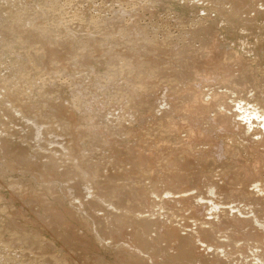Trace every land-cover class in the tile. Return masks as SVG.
Returning <instances> with one entry per match:
<instances>
[{
    "label": "bare ground",
    "instance_id": "1",
    "mask_svg": "<svg viewBox=\"0 0 264 264\" xmlns=\"http://www.w3.org/2000/svg\"><path fill=\"white\" fill-rule=\"evenodd\" d=\"M99 1L38 0L41 3L39 7L50 4L48 12L62 10V7L64 10L67 9L66 5L74 4L75 10L71 15L69 13L68 23L82 12L81 17L85 20L77 28L83 27V30L88 21L95 22L94 14L99 8ZM112 1L106 0L107 3L111 2L108 4L111 5L109 8L104 1L103 6L108 8V12L104 10V13L96 16L99 26L90 24L91 29L94 26L93 31L96 32L93 38L87 36L91 34H83V39L74 33L75 37L83 39L82 42L69 40L71 48H67L68 51L64 55H67L65 58L69 65L64 61L59 64L62 60L58 61L57 49L47 50L49 45L46 41L50 38L43 35L38 37L39 30L29 29L31 25H25L29 30L24 29V33L21 32L20 37L24 41L27 39L32 46H38L40 43L44 47L45 58L42 63V59L40 60L35 73L42 67L39 77L47 80L48 85L56 87L58 84V87H53L57 90L54 96L43 91L45 95L40 94V100L36 104L32 101L27 103V90L30 87L27 88V83H23V77L22 82H17L21 84L20 88L15 85V91H7V95H13L8 96V99L11 98L12 109L7 108L4 102L0 103V107L5 109L7 117L13 121L17 120L16 114L21 113L22 115H19L27 120L21 125L22 128L31 130L28 140H39L43 144L45 142L42 146L47 151L36 152L33 151V146H24L21 142L14 141L17 137L8 140L7 137L0 136V156L5 154L13 164L6 165L2 162L6 167L16 168L23 165L27 166L26 169L31 167L30 171L36 170L37 180L41 181L40 189L31 191L38 192L39 200H36L43 201L47 194L59 192L53 187L55 183L57 186L61 185V192L57 202L52 203L55 208L43 205L44 209L51 208V219L47 221V227L52 233L46 232V237L34 227L29 229L32 220L20 221L18 217L22 213L19 215L16 210H9L10 204L8 208H4L8 210L6 213L10 218L1 229L6 231H0V253L3 254L5 246H11V250H20V258L4 253L0 262L72 264L74 262L70 261L74 256L81 259L76 249L80 252L89 246L96 247L98 251L101 246L99 248L95 245L101 243L105 250L117 248L115 251L118 260L126 264H146L141 259V254L147 253L148 259L154 264L158 263L159 254L166 258L165 261L162 259L164 264H264V66L258 62L264 59V56L257 54L254 49L256 45L258 48H264V37H258L256 45L240 38L236 41L239 43L237 50L231 49L234 46H231L229 51L223 49V39L221 40L219 35L220 26H226L227 30L236 29V32L239 29L232 20L225 23L227 21L224 20L223 11L218 10L223 6H215L223 0H174L195 8L200 3H214V6L211 5L214 7L213 12L205 10L207 18L199 20L201 23L191 24V27H180L177 37L168 30L171 24L167 19L160 23L163 25L156 22L153 27L154 22H151L152 28H148V22L145 23L147 27L141 26V17L148 11L147 3L150 10L152 5L155 7L157 4L165 7L169 5L165 9L167 10L171 8V2L127 0L129 4L126 2L122 5L123 0H120V5L118 3L116 8L117 0L113 1L114 3ZM229 1L228 5H234L230 11L235 19L242 13L249 15L252 11L256 12L255 6L259 4L258 0H243L242 3L239 0ZM40 10L43 11L39 8ZM45 11L47 12V8ZM224 13L228 14L225 11ZM108 14L112 19L107 18ZM150 14L154 16V13ZM214 14H217L219 21L215 18L217 22L209 24L208 20H211ZM259 14L264 16V11L261 9ZM67 15L68 13L65 14ZM178 15L175 13L171 16ZM48 16L41 14V20L38 21L42 22L48 19ZM173 17L170 20H173ZM185 18L179 17L182 23ZM253 18L246 21L247 28L239 30L251 31L249 26H252ZM28 21L33 22V19L29 18ZM76 22L79 23L78 20ZM107 23L110 28L103 32V38L97 31L107 30ZM157 30L162 36L158 35ZM88 32L90 33L89 30ZM93 39L98 40L92 41ZM123 39L124 42L126 40L125 49L115 48L120 46L119 42ZM107 42L113 45L110 50L105 44ZM92 44L94 50L89 49ZM47 57L52 63L57 62L54 68H51L53 64ZM48 62L52 64L50 67ZM74 70L79 71V75L82 70L86 73L78 77L82 80L81 85L67 84ZM61 74L67 78L63 80V88L65 84L66 89H60ZM51 80L56 84L53 85ZM8 88L6 81L1 82L0 89L5 91ZM63 91L70 92L64 96ZM54 97L59 98L53 100ZM111 131L117 132V135L109 136ZM28 133L26 132L27 135ZM24 142L27 143L25 139ZM28 154L47 160L36 164V157L34 165L29 164L31 156ZM96 157L99 159L95 162ZM111 160L113 166L109 165ZM123 164H129L130 168L126 165L123 170L114 171L116 165ZM23 169L20 172H23ZM4 171L7 173L9 170ZM51 179L56 182L49 184ZM66 200L69 201L67 204L70 207L65 205ZM106 201L110 203L111 211L103 209V215L96 217L94 208ZM30 205H33L32 202ZM83 210L90 213L94 219L91 216L85 219ZM66 213L76 223L81 224L83 229H88L91 238L83 237L78 228L66 223ZM36 214L41 217L42 212L38 210ZM53 214L56 219H53ZM118 216L124 224L130 223V226L124 229L127 241L121 240L122 235L116 230ZM93 221L95 225L98 221L100 223L94 226ZM91 226L97 229L96 234L89 229ZM18 228L21 230L17 231ZM64 230L67 233H64ZM115 232L119 234L121 241L115 239ZM96 235L99 237L97 240ZM63 242L77 253L72 250L68 253ZM59 245L64 248L65 254L61 252ZM130 247L136 248L141 258L130 260V257L125 256ZM53 250L56 252L51 253ZM31 254L38 255V259L33 258L35 256ZM91 255L92 258L81 261L80 264H107L106 257L101 260L94 253ZM41 256L44 258L42 261Z\"/></svg>",
    "mask_w": 264,
    "mask_h": 264
},
{
    "label": "rangeland",
    "instance_id": "2",
    "mask_svg": "<svg viewBox=\"0 0 264 264\" xmlns=\"http://www.w3.org/2000/svg\"><path fill=\"white\" fill-rule=\"evenodd\" d=\"M63 1V0H62ZM70 1V0H69ZM80 2L82 1V0H79ZM94 1V0H93ZM99 0H97V2H98ZM105 1V4L107 3L106 2V0H104ZM104 1H103V3H102V0H100L99 1V8H97L95 11H96V13L94 14L95 15V22H90L89 23V21L87 22V26H85L84 24V30H83V27H81L80 29H78L77 27H79L80 26V24L85 20L84 18H82L81 17V15H82V12L81 13H78V15H77V18L76 19H74V18H72L71 20H69V23H68V17L71 15V13H74L73 12V10H75V7L73 6V5H66L67 7V9H65L64 8V10L66 11V13H68V15L67 16H65V11L63 10V7H62V10L61 9H58V10H60V11H58L57 9H55V10H53V11H51V12H48V11H50V9H48V5H50V4H48V5H44V6H42V7H39L40 5L39 4H41V3H39V2H41V1H39L38 2V0H0V84H1V82H3V81H6L7 82V85L9 84V90L7 89V90H2V89H0V103H3L4 102V104H5V106L7 107V108H11L12 107V104L10 103V100H11V98L10 99H8L9 97V95H11V94H9V95H7L8 93H7V91L8 92H10L11 93V91L12 90H14L15 91V87L16 88H20L19 86H21V84H19V83H17V82H20L21 81V79H22V77H23V79H22V81H23V83L25 84V83H27V85H28V87L27 88H29L30 87V89L29 90H27V88L26 87H24L28 92H27V96L26 97H28L29 98V100H28V98H26V101H27V103L29 102V103H31V101H32V103L33 104H36L37 102H38V100H40L39 98V96H40V94H43V95H45L44 94V92H48L50 95H52V96H54L55 95V93L57 92V87H58V84H56V83H54V81L53 80H51L54 84L53 85H57L56 87L55 86H53V87H55L54 89H53V87H52V84H50L51 85V88H50V85H48L47 83V80H45V79H43V77L41 78V77H39V73L41 72V70H42V67H41V69L38 71V72H36L35 73V70H36V68L39 66V63H40V60L42 59V61H41V63L43 62V60H44V58H45V52H43V46H42V44H38V46H32L30 43H29V40H23V39H21V37H20V35H22V33H24V31L27 29V30H29L30 28H34V29H37V31H38V37L40 36V35H43V37H47V38H50V40H47L46 42L48 43V47H46L47 48V50H49V51H51L50 49L51 48H53V49H57V51H56V53H57V58L59 59L58 61H61L62 60V62H60L59 64H63V61H64V63L65 64H67V65H69V62H68V60L64 57V55H65V53L68 51V50H66L67 48H69L70 46H69V40L70 39H76V42H77V40H78V43L81 41L82 42V40L84 39V35L86 34H91V35H87V36H91L92 38L94 37V35H96V32L95 31H93V29H94V26H93V28L91 29V27H90V24H93V23H95L96 25H98L99 26V21H98V19H97V15H99V14H102V13H104V10H105V12L107 13L108 12V6H111V5H108V4H111V2L109 3H107L106 4V6L108 7H104L105 6V4H104ZM108 1V0H107ZM109 1H111V0H109ZM113 1H116V0H113ZM112 1V3H114ZM119 1V2H118ZM122 1V0H121ZM129 1V0H128ZM128 1L126 0L125 2H124V0H123V4H122V2H121V4L122 5H125L126 4V2L128 3ZM131 1H134V0H131ZM130 1V2H131ZM166 1V3L168 2V3H172V5H171V8H170V10H165L169 5H167L166 7L164 6V5H161V4H157V6L155 5V7L152 5V7H151V10L149 9L150 8V6L148 5V3H147V5H146V7H147V9H148V11H146L145 12V15L143 16V17H141V22H142V27H147L148 25V28H152L153 27V25L154 24H156V22L158 23V25H163V23L162 24H160L162 21H164L165 19H167V22L169 23L170 22V26H169V28H168V30H170V33L172 32V34L174 35V37H177V35L179 34V30H180V27H181V29H182V26H184V25H186V26H188V25H190V27L194 24V23H201V21H199V20H202L203 18H207L206 16H208L206 13H205V10H209V11H214V7H212V6H214V3H213V5L212 4H210L209 5V3H207V4H203V3H200V5H198V7H194V6H190V5H187L186 3H184V2H182V1H180V2H175L174 0H165ZM241 3L243 2V0L241 1V0H239ZM245 1H247V0H245ZM251 1H254V0H251ZM256 1V0H255ZM261 1V2H260ZM37 2H38V5H36L37 4ZM51 2V1H50ZM49 2V3H50ZM88 2V1H87ZM87 2H85V4L87 3ZM95 2H96V0H95ZM117 3H115V5L117 6V4L119 3V5H120V0H117L116 1ZM224 2H226V4L224 3ZM227 2H229L230 3V1L228 0H223V1H221L220 2V4L218 5H215L216 7H219V6H223V7H219L218 8V10H220L221 12L223 11V14L222 15H224L225 16V21H227V22H225V23H228V22H230L231 20L234 22V24L236 23V27L238 28L239 27V29L240 28H243V27H246L247 28V25H246V21L249 19V18H253V22H252V26L250 27L249 26V29L251 30V31H241V30H239L238 29V31L236 32V29L235 30H227V28H225V27H222V26H220V32H219V35H221L220 36V38H221V40L223 39V41H222V48L223 49H226L227 51H229V48H231V46H234V47H232L231 49H238V45H239V43H237L238 41H239V39L241 38V39H245L246 41H249V42H252V44H254V45H256V44H258V37H264V16H262V15H260L259 13H260V11H261V9H262V11H264V0L262 1V0H258L257 2H259V4L257 5V6H255V4H253V6H255V7H257L255 10H256V12H250L249 13V15L247 14H244V13H242V15L240 14V15H237L238 17H236L237 19H235V16L233 17L232 16V14H231V11L230 10H232L231 8L234 6V5H228L227 4ZM256 2V3H257ZM33 3H35V4H33ZM61 4L62 3H64V2H60ZM125 3V4H124ZM222 3V4H221ZM96 4V3H95ZM93 5L94 7L96 6V5ZM103 4H104V6H103ZM129 4V3H128ZM128 4H127V6H128ZM235 5H236V3H234ZM88 5V4H87ZM87 5H86V7H87ZM101 5V6H100ZM114 4H112V6H113ZM114 5V7H116ZM118 5V6H119ZM144 5V6H145ZM212 5V6H211ZM69 6V7H68ZM74 8H73V7ZM79 6V5H78ZM85 6V5H84ZM97 6V7H98ZM118 6L116 7V8H118ZM143 6V7H144ZM149 6V7H148ZM45 9H44V8ZM71 7H72V9H71ZM85 7V8H86ZM103 9V7H104V9L102 10L101 8ZM155 9H154V8ZM163 7V8H162ZM211 7H212V9H211ZM215 7V8H216ZM39 8L40 9H42L43 11H39ZM46 8H47V12L45 11L46 10ZM79 8H81V6H79ZM153 8V9H152ZM160 10H159V9ZM69 9V10H68ZM100 9V10H99ZM157 9V10H156ZM173 9V10H172ZM225 9H227V11L225 10ZM52 10V9H51ZM171 10H172V13H170L171 12ZM45 11V12H44ZM54 11H57L56 13H54ZM72 11V12H71ZM149 11H153V12H149ZM155 11H157V12H155ZM215 11H217V10H215ZM224 11L225 12H228V14L227 13H224ZM38 12H40V14H38ZM43 12V13H42ZM60 12V13H59ZM174 12V13H173ZM45 13V15H49L48 16V19H44V20H42V22L40 21L41 19L39 18V15H43ZM48 13V14H47ZM69 13H70V15H69ZM106 13H105V15H106ZM150 13H154L153 15V17H152V15L150 14ZM175 13H178L179 15L176 17V16H171V15H174ZM256 13V14H255ZM51 14V15H50ZM52 14L53 15H55L54 17L52 16ZM61 15V16H59V15ZM151 15V17L152 18H154V19H152L151 17H150V15ZM163 14V15H162ZM167 14V15H166ZM180 14H181V16H180ZM255 14V15H254ZM58 17H57V16ZM63 15V16H62ZM104 15V14H103ZM104 15V16H105ZM147 15V16H146ZM149 15V16H148ZM200 15H202V16H200ZM216 15L217 14H214V16L211 18V20H208L209 21V24H212L213 23V21L215 22H217V20L219 19H217V17H216ZM231 15V16H230ZM246 15V16H245ZM65 16V17H64ZM107 16V15H106ZM162 16V17H161ZM169 16V17H168ZM182 16H184V17H186L184 20H183V23H182V21H180L181 19H179V17H181L182 18ZM241 16H243V17H241L242 19H243V21H242V19L240 18ZM252 16V17H251ZM256 16V17H255ZM59 17H60V19H59ZM161 17V18H160ZM171 17H173V20H170V19H172ZM233 17V18H232ZM248 17V18H247ZM29 18H32L33 19V22H31V21H28L29 20ZM46 18H47V16H46ZM57 18V19H56ZM107 18H111L112 19V17H111V15H109L108 14V17ZM144 18H146V20H143ZM151 20H150V19ZM177 18V20H175ZM217 20H216V19ZM246 18H247V20H246ZM38 19H40L39 21H38ZM54 19H56V21L54 20ZM111 19H108V20H111ZM127 19H129V18H127ZM157 19V20H156ZM178 19H179V23L177 22L178 21ZM228 19H230V20H228ZM234 19V20H233ZM241 19V20H240ZM37 20V21H36ZM57 20H59V21H57ZM78 20V22L79 23H77L76 21ZM207 20V19H206ZM205 20V21H206ZM240 20V21H239ZM262 20V21H261ZM44 21V22H43ZM144 21V22H143ZM150 21V22H149ZM188 21H189V23H188ZM211 21V22H210ZM219 21V20H218ZM238 21H239V23H240V25L238 24ZM38 22H40V24L38 23ZM148 22V25H145V23H147ZM153 24H152V23ZM171 22H173V23H171ZM180 22H181V25H180ZM242 22H243V25H242ZM180 25H178V24ZM245 23V24H244ZM21 24V25H20ZM44 25V26H38V25ZM108 24V23H107ZM106 24V25H107ZM151 24H152V27H151ZM174 24V25H173ZM183 24V25H182ZM192 24V25H191ZM23 25V26H22ZM25 25H31L30 27H29V29L28 28H25L24 26ZM58 25V26H57ZM105 25V27H107L106 29L107 30H105V29H100L99 30V32L97 31V33H99L98 35H101V36H103V38H105V36L104 35H102V34H105V33H103V32H107L108 31V28H110V26H109V24L106 26ZM143 25H145V26H143ZM195 25V24H194ZM238 25V26H237ZM242 25V26H241ZM254 25V26H253ZM20 26V27H19ZM33 26V27H32ZM55 26H57V29H56V27ZM55 27V28H54ZM58 27H60V28H58ZM161 27V26H160ZM172 27V28H171ZM263 27V28H262ZM16 28H20V29H16ZM40 28V29H39ZM66 28V29H65ZM87 28H88V30L90 31V33L88 32V30H87ZM104 28V27H103ZM165 28H166V26H165ZM184 28V27H183ZM259 28V29H258ZM25 29V30H24ZM59 29V30H58ZM78 31H77V30ZM176 29V30H175ZM189 29V28H188ZM257 29V30H256ZM59 32H58V31ZM86 30H87V33H86ZM105 30V31H104ZM150 30V29H149ZM164 31L166 30V29H163ZM174 30V31H173ZM54 31V32H53ZM76 31V32H75ZM84 31V32H83ZM95 32V33H93V32ZM158 31V35H160V36H162V34H161V32L159 31V30H157ZM167 31V30H166ZM20 32V33H19ZM22 32V33H21ZM27 32V31H26ZM51 32H52V35H50L51 34ZM83 32V33H82ZM262 32V33H261ZM35 32H33V34H34ZM54 33V34H53ZM74 33H76L77 35L79 34V36L81 37V38H83L82 40H81V38H79V36L78 37H75V35H74ZM81 33H82V35H81ZM244 33V34H243ZM259 33H261V34H259ZM8 34H9V36H8ZM84 34V35H83ZM93 34V35H92ZM144 34L147 36V34H146V31H144ZM231 34V35H230ZM234 34V35H233ZM235 34H237V35H235ZM224 35V36H223ZM233 35V36H232ZM11 36V37H10ZM179 36V35H178ZM246 36H248V38L246 37ZM86 37V36H85ZM10 38V39H9ZM247 38V39H246ZM12 39V40H11ZM16 40V41H15ZM94 40H98V39H93L92 41H94ZM161 40H163V38L161 39ZM225 40V41H224ZM18 41V42H17ZM31 41H32V38H31ZM237 41V42H236ZM125 42H126V40H125ZM125 42H124V39H123V41L122 42H119V45L120 46H117V47H115V48H124L125 49ZM226 42V43H225ZM225 43V44H224ZM235 45H234V44ZM248 43V42H247ZM106 45H108L107 47H108V50H110V48H112L113 47V45H112V43L110 42H107V43H105ZM263 45H264V43H263ZM88 47H89V45H88ZM257 47V48H256ZM263 47V46H262ZM262 47H260V48H258V46L256 45L255 46V48L254 49H256L257 50V54H260V55H262V56H264V48H262ZM71 48V47H70ZM102 48V47H101ZM114 48V49H115ZM89 49H91V50H94V45L92 44L91 45V48H89ZM261 50L260 52H259V50ZM48 51V52H49ZM225 51V50H224ZM252 56H254V55H252ZM108 58H110V56H108ZM264 58V57H263ZM51 59V58H50ZM47 60H49V57H47ZM20 62V64H19V62ZM49 61H51V60H49ZM15 62H17L16 64H15ZM54 62V61H53ZM258 62H260V63H262L261 64V66H264V59H261V61H258ZM49 63V67H50V65H52L53 64V67H51V68H54L55 66V64L57 63H52V61H51V63L50 62H48ZM48 63H46V64H48ZM253 63H254V61H253ZM260 63H259V66H260ZM58 64V65H59ZM17 65L19 66V67H17ZM21 65V66H20ZM18 68V69H17ZM15 73H14V72ZM13 74V75H10V74ZM35 73V74H34ZM78 73V74H77ZM51 74V73H50ZM7 75V76H6ZM16 75V76H15ZM57 75V74H56ZM79 75V71L78 72H76L75 70H74V73L70 76V82H68L67 84H69V85H81L82 84V80H80V78H78V77H81L82 75H86V73L85 72H83V70H82V74L80 73V75ZM55 75H53V78H55L54 77ZM66 76H62V74H61V77H59L60 79H59V82H60V84H61V86H60V89L61 88H63V82L67 79V78H65ZM4 78V79H3ZM6 78V79H5ZM13 80H17L16 82L15 81H13ZM19 80V81H18ZM64 80V81H63ZM21 81V82H22ZM46 83H45V82ZM48 81H50V80H48ZM11 82H14V83H11ZM42 84H41V83ZM11 83V84H10ZM17 83V84H16ZM41 85H40V84ZM74 83V84H73ZM262 83H264V81H262ZM14 86H13V85ZM37 84H39L40 86H42L41 88H40V86L38 87L37 86ZM47 84V85H46ZM59 84V85H60ZM10 85H11V87H10ZM16 85V86H15ZM65 84H64V88L63 89H66L65 88ZM43 88V89H42ZM46 88H47V90H46ZM49 88V89H48ZM24 89V90H25ZM45 89V90H44ZM16 90H18V89H16ZM42 90V91H41ZM50 90V91H49ZM51 90H53V91H51ZM22 91V90H21ZM29 91H30V93H29ZM44 91V92H43ZM62 91V90H61ZM252 91V90H251ZM4 92V93H3ZM6 92V93H5ZM13 92V91H12ZM50 92H52V93H50ZM55 92V93H54ZM70 91H68V93H69ZM253 92V91H252ZM22 93H23V91H22ZM62 93H64V96H67L68 95V93L67 92H62ZM78 93V92H77ZM1 94H3V95H1ZM5 94H6V96H5ZM25 95H26V93H24ZM32 95H34V96H32ZM13 95H11L10 97H12ZM29 96H32V97H29ZM6 97V98H5ZM33 97H34V99H33ZM35 98H38V99H35ZM57 98H59V97H54L53 98V100H55V99H57ZM34 100H37V101H34ZM28 103V104H29ZM8 104V105H7ZM12 109V108H11ZM3 110V111H2ZM3 114V115H2ZM5 114V115H4ZM19 114H21V113H17L16 114V121H13L12 119H10L9 117H7V115H6V111H5V109L4 108H2V107H0V136H4V137H7L8 138V140H11V138H12V140H14L16 137V139L14 140V141H19V142H21V144L22 145H30V147H32V149H34L33 151H36V152H38V151H41L42 153H44V152H46L47 150L45 149H43V148H45V147H43L42 145H44L45 144V142H44V144L41 142L40 143V141L39 140H36V141H30V140H28V139H30L29 138V135H31V130H29V129H24V128H22V126L21 125H24L26 122H27V120H25L24 118H23V116H21V115H19ZM3 116V117H2ZM21 117V118H20ZM9 119V120H8ZM5 121V123H3ZM8 121V122H7ZM23 121V123L21 124V122ZM14 122V123H13ZM3 124V125H2ZM5 124V125H4ZM6 124H8V125H6ZM19 124V125H18ZM2 125V126H1ZM14 126V127H13ZM8 127V128H7ZM10 127V128H9ZM21 128V129H20ZM7 129H8V131H7ZM13 129V130H12ZM15 129V130H14ZM18 131H17V130ZM20 129V130H19ZM23 130V131H22ZM29 130V131H28ZM13 131V132H12ZM16 131V132H15ZM21 131V132H20ZM26 132L28 133V135L26 134ZM1 133H2V135H1ZM5 133V134H4ZM8 133V134H7ZM12 133V134H11ZM17 133H20L19 135L17 134ZM24 133V134H23ZM4 134V135H3ZM16 136H15V135ZM21 134H23V136L21 135ZM6 135V136H5ZM7 135H9V136H7ZM117 135V132H115V131H111V133L109 134V136H116ZM18 136H20V138L18 137ZM184 136H186L185 134H184ZM27 137V138H26ZM23 139V140H22ZM24 139H25V141H27V143L26 142H24ZM22 140V141H21ZM62 140V139H61ZM29 143H31V144H29ZM35 143V144H34ZM42 146V147H41ZM36 147V148H35ZM146 147H148V145L146 146ZM52 149H53V147H51ZM51 148H50V150H51ZM202 148V147H201ZM38 149V150H37ZM100 152V151H99ZM33 153V152H32ZM29 156H31V157H29L30 158V162H29V164H33L34 165V163L36 162V164H38L39 162H45L47 159H41V156H39L38 157V155H33V157H32V154L30 155V154H28ZM2 157H4V158H2ZM6 157V158H5ZM36 157H38V159H41V161L40 160H38ZM29 158H28V160H29ZM36 158V161L34 160ZM0 167H1V169H0V171H1V173H0V211H1V213L0 214H2V215H0V225H1V227H0V231L3 233V231L1 230V229H3L4 227H2L3 226V224H5L8 220H9V216L7 215V211L8 210H6V209H4V208H8L7 206L9 205V210L10 209H13V210H16V211H18V213H19V215H20V213H22L21 214V216L20 217H18L19 219H21L20 221H22V220H27V219H29L30 221L32 220V223H31V226H29V229L30 230H32V228L34 227V229H37L36 231H38V233H40V234H42L43 235V237H46L45 235H48V233H46V232H49L50 234L52 233L50 230H49V228L47 227V221L48 220H50L51 219V208L52 207H54L55 205H53L52 203H55V202H57V198L59 197V192H61V185H58L57 186V183H55V185H53V187L56 189H58L59 190V192L58 191H56V192H53V193H49V194H47L46 195V197H45V200H43V201H38L39 200V194H38V192H31V191H35L37 188L38 189H40V180L38 181L37 179H38V176H37V172H35L34 171V169H32V171H30L31 170V167H30V165H29V167H30V169L29 168H27L26 169V167L27 166H21V165H19L18 166V164H17V166L18 167H16L15 168V166L14 167H12V168H10V166H7L6 167V165L8 164V165H11L12 163H10L9 161V158L5 155V154H3V156H2V154H1V156H0ZM2 159H3V161H2ZM4 159H6L5 161H4ZM31 159H32V161H31ZM99 159V157H96L95 159H94V161L96 162L97 160ZM111 159V158H110ZM35 161V162H34ZM113 160H111L110 162H109V165H112L113 166V162H112ZM5 162V164H3V163ZM33 162V163H32ZM10 163V164H9ZM35 164V165H36ZM3 165H5L4 167H6V168H4L3 167ZM13 165V164H12ZM127 165V166H126ZM126 165H116V167L117 168H115L114 169V171H116V170H120L121 171V169L123 170V168H124V166H126L127 168H130V165L129 164H126ZM21 167V168H20ZM25 168V169H23V168ZM10 168V169H9ZM17 168H19V169H17ZM15 169V170H14ZM22 169H23V172H20V171H22ZM82 169V168H81ZM4 170H6V172L7 173H5V171ZM27 170H28V173L29 174H31V175H29L28 173H27ZM26 171V172H25ZM34 171V172H33ZM5 173V174H4ZM23 173V174H22ZM32 173H35L34 175H32ZM37 173V174H36ZM118 174V173H117ZM150 174V173H149ZM148 174V175H149ZM4 175V176H3ZM147 175V174H146ZM34 176V177H33ZM119 176V175H118ZM32 181H31V180ZM31 181V182H30ZM52 182H56L55 180H49V184H52ZM58 182H59V180H58ZM29 184H30V186H29ZM63 185V184H62ZM12 186H16L15 188L14 187H12ZM36 186H38V187H36ZM14 189V190H13ZM29 193H31L32 195H30ZM34 193V194H33ZM37 193V194H36ZM36 194V195H35ZM38 195V196H37ZM33 196H34V198H33ZM2 197V198H1ZM5 197V198H4ZM15 197H16V199H15ZM13 198H14V200H13ZM6 199V200H5ZM36 199H38V200H36ZM11 200V201H10ZM2 201V202H1ZM13 201V202H12ZM32 202V206L30 207L29 206V204ZM104 202V201H103ZM103 202H101V204L102 205H100V206H96L95 208H94V215H96V217H98L99 218V216H102L103 215V213H102V210L103 209H106L107 208V211H111V205H110V203L108 202V201H106L105 203H103ZM65 205L66 206H68V207H70L68 204H69V201L68 200H66L65 201ZM68 203V204H67ZM45 204V206H46V204H47V206H49L50 205V207L51 208H48V209H44L43 208V205ZM52 204V205H51ZM35 205V206H34ZM3 207V208H2ZM55 208V207H54ZM63 209V208H62ZM6 210V211H5ZM38 210H40L41 212H42V215H41V217H39V214H36L37 213V211ZM101 211V212H98V211ZM36 211V212H35ZM68 210H66V212H67ZM7 212V213H6ZM6 213V214H5ZM23 215V216H22ZM46 215H48L49 217H47ZM82 215L84 216V218L85 219H87V217H89V216H91L92 217V215L90 214V213H88L87 211H84L83 210V213H82ZM7 216V217H6ZM22 217V218H21ZM57 217L53 214V219H56ZM66 218H67V220H65V222L66 223H69L70 225H72V226H74V227H76V228H78L79 229V231L81 232V235L83 236V237H87V238H91V236L89 235V231H88V229H83L82 228V226H81V224H79V223H76L74 220H72V218L68 215V213H66ZM90 218V217H89ZM93 218V217H92ZM19 219H17V217H16V220H18V222H20L19 221ZM94 219V218H93ZM33 220H35V222L33 221ZM117 221H118V226H117V228H116V230H119V234L120 235H122V237L120 238L121 240H123V241H127V237H126V235H125V228L126 227H129L130 226V223H128V222H126V224H124L123 223V220L121 219V218H119V216H118V218H117ZM4 222V223H3ZM93 223V225L94 226H96V225H99V221L98 222H96V225L94 224L95 223V221H93L92 222ZM41 226V227H39V225ZM94 226H91V227H89V229L90 230H92L95 234H96V231H97V229L94 227ZM41 229V230H40ZM21 229H19L18 228V230L17 231H20ZM6 231V230H5ZM4 231V232H5ZM0 232V233H1ZM118 232V231H117ZM1 233V234H2ZM46 233V234H45ZM64 233H67L65 230H64ZM118 233H114V235H115V239L119 242V241H121L119 238H118V235H119ZM98 235V234H97ZM97 235H96V240L99 238V237H97ZM36 237V239L37 240H39V238L37 237V236H35ZM53 237L54 238H56V236L53 234ZM36 239H35V243H37L36 242ZM61 240V239H60ZM59 241V240H58ZM99 242V241H98ZM58 244H61V243H58ZM62 244H64L65 245V247L67 248V252L69 253H71V250L72 251H74L75 253H79L80 255H78V257H81V259L79 258V259H77L75 256L72 258V260L70 261V262H74V263H72V264H80L81 263V261H87L89 258H92V255H91V253H94V255H96V256H98L99 258H101V260L103 259V257H106L107 259V264H126V262H121V261H119L118 260V256H117V251H115L117 248H115V249H113V248H111V250H105L104 248H103V245L100 243V244H98V245H95V246H98L99 248H100V246H101V248H100V250H96V247L94 248H89V246L88 247H84V249L82 250H80V252H79V249H76V251L73 249V248H68L66 245V243L65 242H63ZM61 244V245H62ZM4 244H2V246H3ZM61 245H59V247L61 246ZM6 247V249H4V250H2L3 251V254L4 255H6V254H8V255H10V254H14L15 256H17L18 258H20V254H18V251H19V253H20V250H15V249H13V250H11L10 248H11V246H10V248H9V246H5ZM8 248V249H7ZM61 248V247H60ZM63 249V250H62ZM102 249H104V250H102ZM128 249H130V250H128L127 252H126V254H125V256H128V257H130V260H131V258H141V259H143V261H145V263L146 264H154L153 263V261H151V260H149L148 259V253L147 254H141V257H140V255H139V251H137V249L136 248H128ZM169 249V248H168ZM10 252L11 251V253H7L8 251ZM23 250H25V249H23ZM1 251V252H2ZM12 251H14V252H12ZM17 251V252H16ZM169 251V250H168ZM56 251H52L51 253H55ZM61 252L63 253L64 252V248H61ZM107 252H109V253H107ZM134 252V254H132ZM16 253V254H15ZM3 254L2 253H0V261H1V256H3ZM27 254V253H26ZM36 254V253H35ZM64 254H65V252H64ZM113 254V255H112ZM32 256H35V257H33V258H37L38 259V255H34V254H31ZM91 255V256H90ZM64 256H66V255H64ZM71 256V255H70ZM162 256V257H161ZM163 254H159V257H161V259L159 258V257H157V259L159 260V261H157L159 264H164V262L162 261V259L165 261L166 260V258L164 259L163 258ZM4 257V256H3ZM117 257V258H116ZM69 258V257H68ZM42 260H44V258H43V256H41V261ZM69 260V259H68ZM78 260H80V261H78ZM162 263H161V262ZM1 263V262H0ZM10 263V262H9ZM9 263H7V264H9ZM157 263V264H158ZM1 264H6V263H1ZM11 264H13V262H11ZM14 264H17V263H14ZM18 264H20V263H18Z\"/></svg>",
    "mask_w": 264,
    "mask_h": 264
}]
</instances>
